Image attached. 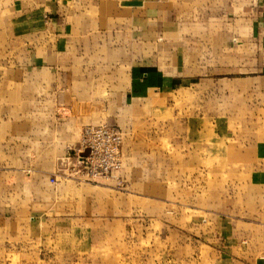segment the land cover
Instances as JSON below:
<instances>
[{"label":"rangeland","instance_id":"obj_1","mask_svg":"<svg viewBox=\"0 0 264 264\" xmlns=\"http://www.w3.org/2000/svg\"><path fill=\"white\" fill-rule=\"evenodd\" d=\"M11 1L0 0V264H228L226 211L242 203L243 171L226 163V149L264 124L243 83L255 58L236 42L234 53L218 55V69L203 70L216 75L212 85L123 101L122 115L107 118L127 131L121 166L85 176L71 155L47 180L59 187L40 195L37 151L25 142L35 120L26 115L35 97H77L78 87L66 73L54 81L37 73L33 55L19 52L7 23ZM205 42L202 63L211 57ZM93 73L100 83L85 97L104 98L106 106L108 97H128L121 82Z\"/></svg>","mask_w":264,"mask_h":264},{"label":"crops","instance_id":"obj_2","mask_svg":"<svg viewBox=\"0 0 264 264\" xmlns=\"http://www.w3.org/2000/svg\"><path fill=\"white\" fill-rule=\"evenodd\" d=\"M8 12L10 32L19 52L33 55V69L52 81L66 73L69 85L78 87L77 97H35L34 109L26 115L35 120L26 128L25 142L37 151L40 195L51 187L48 178L72 161L85 125L122 129L125 154L126 129L107 121L122 115L123 101L169 95L177 86L182 91L212 85L216 75L203 70L218 69V55L234 53L236 42L255 58L246 67L253 75L243 83L257 98L254 118L263 120L264 0H12ZM188 36L195 38L193 46ZM203 40L211 56L205 63L199 48ZM98 70L108 84L121 82L128 97H108V106L104 98L85 97L91 85L100 83L92 81L101 78L93 73ZM238 140L241 145L227 147L225 153L226 163L240 164L243 171L242 203L226 211V260L264 264V124L249 127Z\"/></svg>","mask_w":264,"mask_h":264},{"label":"built area","instance_id":"obj_3","mask_svg":"<svg viewBox=\"0 0 264 264\" xmlns=\"http://www.w3.org/2000/svg\"><path fill=\"white\" fill-rule=\"evenodd\" d=\"M124 131L105 124L86 126L82 129L76 161L84 169L85 176L103 177L121 166ZM86 153V154H85Z\"/></svg>","mask_w":264,"mask_h":264},{"label":"water","instance_id":"obj_4","mask_svg":"<svg viewBox=\"0 0 264 264\" xmlns=\"http://www.w3.org/2000/svg\"><path fill=\"white\" fill-rule=\"evenodd\" d=\"M86 154V153H85Z\"/></svg>","mask_w":264,"mask_h":264}]
</instances>
